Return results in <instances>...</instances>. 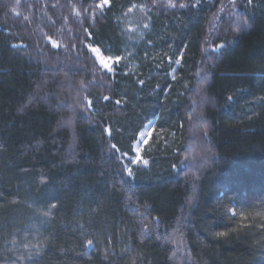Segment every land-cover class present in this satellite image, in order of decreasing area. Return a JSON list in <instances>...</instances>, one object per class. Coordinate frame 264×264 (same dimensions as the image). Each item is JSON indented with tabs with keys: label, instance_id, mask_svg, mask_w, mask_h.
<instances>
[{
	"label": "trees",
	"instance_id": "trees-1",
	"mask_svg": "<svg viewBox=\"0 0 264 264\" xmlns=\"http://www.w3.org/2000/svg\"><path fill=\"white\" fill-rule=\"evenodd\" d=\"M103 1L0 0V264H264V0Z\"/></svg>",
	"mask_w": 264,
	"mask_h": 264
},
{
	"label": "rangeland",
	"instance_id": "rangeland-1",
	"mask_svg": "<svg viewBox=\"0 0 264 264\" xmlns=\"http://www.w3.org/2000/svg\"><path fill=\"white\" fill-rule=\"evenodd\" d=\"M198 2L197 0H195ZM103 5V6H102ZM109 5L108 0H104L101 3L102 8H106ZM119 30L128 39V42L141 44L144 42L146 31L149 27V19L146 13V8L143 4H134L124 10L120 15H113ZM54 47H57V43H52ZM130 50H129V49ZM89 50L97 61L98 66L105 72L112 75H133L135 74V60L133 59V48L125 47L121 52L120 57H116L113 53L109 51L106 52L98 45H89ZM166 59V63L171 65L173 63V68L170 71V76L175 74V67L179 65V59L175 62H171ZM115 103L120 104V99L115 101ZM154 138L156 142L160 143V148H166L168 145L173 148V143L175 139L174 133H169L166 137L163 133L157 131L156 119L150 120L142 126V128L136 133L134 141L131 143V155L125 152H119L122 162L126 165L127 172L132 175V171L137 166H147L149 165V156L152 154V146L154 143ZM147 141V143H145ZM155 144V143H154ZM140 157L137 160V157ZM147 160L148 163L145 164L144 161Z\"/></svg>",
	"mask_w": 264,
	"mask_h": 264
},
{
	"label": "snow or ice",
	"instance_id": "snow-or-ice-1",
	"mask_svg": "<svg viewBox=\"0 0 264 264\" xmlns=\"http://www.w3.org/2000/svg\"><path fill=\"white\" fill-rule=\"evenodd\" d=\"M181 6L183 7V5H181ZM145 143H147V141H146ZM139 159H140V157L138 156V157H137V160H139ZM144 163H145V164H147V163H148V161H147V160H145V161H144ZM45 214H47V213H45ZM217 235L223 236V235H224V233H218ZM89 243H91V241H89Z\"/></svg>",
	"mask_w": 264,
	"mask_h": 264
}]
</instances>
